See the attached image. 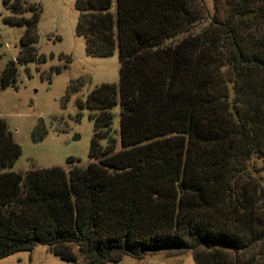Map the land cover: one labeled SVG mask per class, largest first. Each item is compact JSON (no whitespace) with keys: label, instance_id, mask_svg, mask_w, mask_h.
I'll return each mask as SVG.
<instances>
[{"label":"trees","instance_id":"obj_1","mask_svg":"<svg viewBox=\"0 0 264 264\" xmlns=\"http://www.w3.org/2000/svg\"><path fill=\"white\" fill-rule=\"evenodd\" d=\"M2 4L3 22L24 29L0 89L14 85L15 64L44 59L33 46L40 7ZM74 8L87 55L117 49L118 82L77 102L97 111L88 113L84 166L68 157L66 170L6 171L21 147L0 117V259L41 244L88 264L158 251H190L194 264H255L264 189L247 162L264 166V0H212L211 15L203 0H75ZM36 128L33 141L46 134Z\"/></svg>","mask_w":264,"mask_h":264},{"label":"rangeland","instance_id":"obj_2","mask_svg":"<svg viewBox=\"0 0 264 264\" xmlns=\"http://www.w3.org/2000/svg\"><path fill=\"white\" fill-rule=\"evenodd\" d=\"M12 2V0H8ZM40 7L37 21L35 51L43 61L15 64L14 85L0 89V117L7 124L12 138L21 147V153L7 171H26L34 168L59 166L67 169L66 159H77L72 165L84 166L89 162L88 147L93 121L88 111L77 107L95 86L118 82L117 49L111 55L99 57L85 53L84 40L75 34L78 12L75 0H25ZM209 15L212 0H203ZM9 14L0 0V72L10 60H15L23 26L9 25L2 17ZM23 16L29 17L28 12ZM206 20L197 22L189 31L196 34ZM186 33L179 34L164 44L175 43ZM56 68L59 70L56 71ZM110 135L119 149V107L111 108ZM46 134L33 141L31 132ZM75 138V139H74ZM105 145L104 139L100 140ZM250 175L256 177L264 189V166L260 159L251 157L247 162ZM76 252V248L73 247ZM255 264H264V244L259 246ZM0 264H88L79 255L74 261H65L49 252L45 245L36 244L30 251H17L0 259ZM102 264H194L190 251H158L145 253L136 259L127 255L118 262Z\"/></svg>","mask_w":264,"mask_h":264},{"label":"water","instance_id":"obj_3","mask_svg":"<svg viewBox=\"0 0 264 264\" xmlns=\"http://www.w3.org/2000/svg\"><path fill=\"white\" fill-rule=\"evenodd\" d=\"M75 139V138H74Z\"/></svg>","mask_w":264,"mask_h":264}]
</instances>
